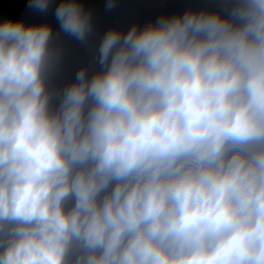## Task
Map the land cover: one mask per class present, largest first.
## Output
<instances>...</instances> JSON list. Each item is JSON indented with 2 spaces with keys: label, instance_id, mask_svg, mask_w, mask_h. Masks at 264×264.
<instances>
[{
  "label": "clouds",
  "instance_id": "1",
  "mask_svg": "<svg viewBox=\"0 0 264 264\" xmlns=\"http://www.w3.org/2000/svg\"><path fill=\"white\" fill-rule=\"evenodd\" d=\"M0 15V264H264V0H23Z\"/></svg>",
  "mask_w": 264,
  "mask_h": 264
},
{
  "label": "trees",
  "instance_id": "2",
  "mask_svg": "<svg viewBox=\"0 0 264 264\" xmlns=\"http://www.w3.org/2000/svg\"><path fill=\"white\" fill-rule=\"evenodd\" d=\"M95 7L103 9L101 0H97ZM159 7L158 0H123L115 12L106 15L102 13V20L105 25L113 20L127 21L135 16L150 15ZM23 9V0H0V15L19 16Z\"/></svg>",
  "mask_w": 264,
  "mask_h": 264
}]
</instances>
